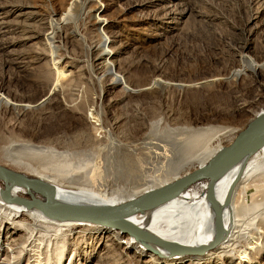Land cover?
Returning <instances> with one entry per match:
<instances>
[{"label": "rangeland", "instance_id": "obj_1", "mask_svg": "<svg viewBox=\"0 0 264 264\" xmlns=\"http://www.w3.org/2000/svg\"><path fill=\"white\" fill-rule=\"evenodd\" d=\"M262 110L264 0H0V150L22 132L52 139L97 191L171 178L175 129L227 126L228 146ZM109 237L25 254L1 239L0 264H153Z\"/></svg>", "mask_w": 264, "mask_h": 264}, {"label": "bare ground", "instance_id": "obj_2", "mask_svg": "<svg viewBox=\"0 0 264 264\" xmlns=\"http://www.w3.org/2000/svg\"><path fill=\"white\" fill-rule=\"evenodd\" d=\"M159 58L156 70L164 67L165 53ZM229 71L222 75L220 88L230 77ZM165 115L177 121L172 110ZM263 116L264 110L247 123L253 124L252 131L260 127ZM180 121H184V116ZM234 130L197 122L169 132L171 149L166 155L174 169L173 176L129 195L97 191L88 184V172L81 173L78 167L70 169L67 152L52 146V139L34 134L30 137L22 132L7 149H1L0 164L53 186L55 206L60 210L107 208L175 181L188 174L190 167L206 166L226 147L223 141ZM156 146L162 147L157 143ZM185 165L190 166L179 172ZM42 200L45 198L35 186L26 187L0 177V240H18L21 254H25L29 247L52 246L64 251L70 245L82 244V237L94 234L110 236L123 249L135 250L153 264H255L262 253L259 240L264 239V144L246 150L214 179L198 181L164 203L144 207L107 224L51 218L39 208Z\"/></svg>", "mask_w": 264, "mask_h": 264}, {"label": "water", "instance_id": "obj_3", "mask_svg": "<svg viewBox=\"0 0 264 264\" xmlns=\"http://www.w3.org/2000/svg\"><path fill=\"white\" fill-rule=\"evenodd\" d=\"M253 124L250 123L233 140L231 144L224 147L204 167H199L184 176L169 182L164 186L156 188L141 197L125 204L107 208L92 210H60L55 206V189L53 186L37 179L28 178L23 174L0 164V177L13 183L19 182L26 187L35 186L38 188L45 200L39 201V208L49 217L59 220H82L99 224H107L121 216L130 214L144 207H154L176 197L182 190L204 179H214L216 175L230 162L239 157L249 148L264 144V116L260 127L252 131Z\"/></svg>", "mask_w": 264, "mask_h": 264}]
</instances>
